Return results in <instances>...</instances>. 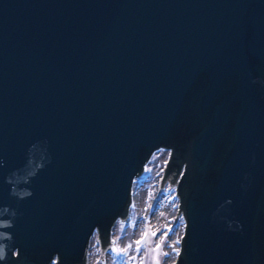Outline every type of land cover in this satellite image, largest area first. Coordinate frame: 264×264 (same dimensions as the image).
Here are the masks:
<instances>
[{
  "label": "water",
  "instance_id": "95a60500",
  "mask_svg": "<svg viewBox=\"0 0 264 264\" xmlns=\"http://www.w3.org/2000/svg\"><path fill=\"white\" fill-rule=\"evenodd\" d=\"M159 148L174 264H264V0H0V264L103 261Z\"/></svg>",
  "mask_w": 264,
  "mask_h": 264
},
{
  "label": "rangeland",
  "instance_id": "374dc122",
  "mask_svg": "<svg viewBox=\"0 0 264 264\" xmlns=\"http://www.w3.org/2000/svg\"><path fill=\"white\" fill-rule=\"evenodd\" d=\"M167 155L168 149L165 148H159L152 153L146 163L144 171L136 177L133 182L132 200L127 218L123 221L118 219L114 224L112 237L116 249L130 245L129 251L123 258L115 260L113 258V251L107 250L104 253V260L102 261L99 258V244L96 233H94L90 238L87 252L88 264H152L154 259H156L159 264H174V262H172L173 258L165 260V251L161 244H158L156 240H154L156 233L154 228L149 224L151 213L155 210L160 213L156 206L165 205L169 214L176 212L177 198L175 206L171 207L170 205L175 198L173 188H164L163 191L155 197L158 179ZM145 217L147 218L148 233L146 235L145 245L139 247L137 241L140 242V235L142 233V225ZM172 230L177 237L181 234V218L173 222ZM158 254L161 256L160 259L156 258Z\"/></svg>",
  "mask_w": 264,
  "mask_h": 264
},
{
  "label": "built area",
  "instance_id": "2783aa9c",
  "mask_svg": "<svg viewBox=\"0 0 264 264\" xmlns=\"http://www.w3.org/2000/svg\"><path fill=\"white\" fill-rule=\"evenodd\" d=\"M175 201L176 196L170 204L171 207L175 206ZM156 207H158L157 210L160 211V213L155 210L156 212H152L149 217V224L154 228L156 233L154 240L163 247L166 256L165 260L173 258L172 262H174L178 252L176 250H179V236L177 237L172 230L175 212L169 214L165 205Z\"/></svg>",
  "mask_w": 264,
  "mask_h": 264
},
{
  "label": "trees",
  "instance_id": "16d2710c",
  "mask_svg": "<svg viewBox=\"0 0 264 264\" xmlns=\"http://www.w3.org/2000/svg\"><path fill=\"white\" fill-rule=\"evenodd\" d=\"M142 233H141V235H140V243H139V247H141V246H144L145 245V243H146V235H147V233H148V225H147V218L145 217L144 218V221H143V225H142ZM129 246L130 245H126V246H124V247H121V248H117L114 252H113V258L115 259V260H117V259H120V258H123L125 255H126V253L129 251ZM160 255L158 254L157 256H156V258L157 259H160Z\"/></svg>",
  "mask_w": 264,
  "mask_h": 264
},
{
  "label": "flooded vegetation",
  "instance_id": "af4514ba",
  "mask_svg": "<svg viewBox=\"0 0 264 264\" xmlns=\"http://www.w3.org/2000/svg\"><path fill=\"white\" fill-rule=\"evenodd\" d=\"M52 264V263H51ZM86 264H88V261H87V256H86Z\"/></svg>",
  "mask_w": 264,
  "mask_h": 264
},
{
  "label": "snow or ice",
  "instance_id": "6c2138e0",
  "mask_svg": "<svg viewBox=\"0 0 264 264\" xmlns=\"http://www.w3.org/2000/svg\"><path fill=\"white\" fill-rule=\"evenodd\" d=\"M137 243L139 244L140 242H139V241H137ZM176 251H178V249H177Z\"/></svg>",
  "mask_w": 264,
  "mask_h": 264
}]
</instances>
